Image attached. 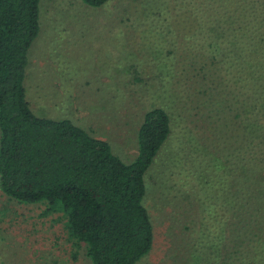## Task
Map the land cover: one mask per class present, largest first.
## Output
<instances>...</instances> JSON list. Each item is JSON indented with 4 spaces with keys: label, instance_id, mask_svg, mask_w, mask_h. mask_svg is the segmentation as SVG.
<instances>
[{
    "label": "trees",
    "instance_id": "16d2710c",
    "mask_svg": "<svg viewBox=\"0 0 264 264\" xmlns=\"http://www.w3.org/2000/svg\"><path fill=\"white\" fill-rule=\"evenodd\" d=\"M40 1L0 0V191L60 211L69 239L83 246L91 264H135L154 242L143 198L173 118L162 107L146 111L138 153L124 162L107 141L71 120L35 115L24 79L40 31ZM82 1L100 6L108 0ZM245 14L259 16L257 10ZM230 17L229 27L218 23L215 36L195 51L207 55L201 72L209 62L218 100L206 115L209 125L215 117L214 138L202 122L201 135L188 140L192 148L197 140L201 151L188 171L194 201L206 215L198 229L178 232L184 264H264V25L239 34L248 19Z\"/></svg>",
    "mask_w": 264,
    "mask_h": 264
},
{
    "label": "rangeland",
    "instance_id": "374dc122",
    "mask_svg": "<svg viewBox=\"0 0 264 264\" xmlns=\"http://www.w3.org/2000/svg\"><path fill=\"white\" fill-rule=\"evenodd\" d=\"M256 10L259 16L245 17ZM230 15L248 19L239 34L261 28L264 0H108L100 6L40 1V31L27 54L24 79L35 115L71 120L107 141L124 162L138 153L146 111L162 107L173 118L174 131L143 198L154 242L135 264H184L178 232L184 226L198 229L206 215L194 201L188 171L201 151L197 140L195 148L188 140L201 135L202 122L214 138L215 117L209 125L206 115L218 98L209 62L201 72L207 55L195 51L203 39L215 36L218 23L229 27ZM46 207L45 202L19 203L0 191V264H91L83 246L76 248L69 239L61 212Z\"/></svg>",
    "mask_w": 264,
    "mask_h": 264
}]
</instances>
